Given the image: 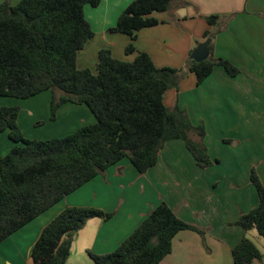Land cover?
I'll return each mask as SVG.
<instances>
[{"label": "trees", "instance_id": "1", "mask_svg": "<svg viewBox=\"0 0 264 264\" xmlns=\"http://www.w3.org/2000/svg\"><path fill=\"white\" fill-rule=\"evenodd\" d=\"M101 1L20 0L12 6L6 0L0 4V97L26 100L50 91L51 122L66 103L85 105L96 120L64 138L29 140L17 123L19 108L0 107V134L7 131L15 144L0 157V242L124 158L140 174L147 172L169 141L181 140L200 169L215 163L203 143L204 126L194 127L185 111L164 104L165 93L177 89V69L157 68L145 52L124 62L108 50L98 52L96 73L77 69L78 53L94 37L84 8H97ZM171 2L133 0L121 12L109 32L130 38L126 55L135 54L139 31L160 24L151 14L167 12ZM218 20V16L205 18L208 26ZM209 37V31H204L203 38ZM215 66L232 78L239 74L235 66L213 58L210 52L207 60L189 64L195 85ZM250 183L258 204L241 215L236 225L244 233L255 230L264 239V186L254 169ZM112 217L92 207L65 208L43 229L31 250L32 263L66 264L75 234L91 219ZM181 231L204 235L160 203L115 251L88 255L94 264H160ZM231 255L233 264L261 259L256 245L245 236Z\"/></svg>", "mask_w": 264, "mask_h": 264}, {"label": "crops", "instance_id": "2", "mask_svg": "<svg viewBox=\"0 0 264 264\" xmlns=\"http://www.w3.org/2000/svg\"><path fill=\"white\" fill-rule=\"evenodd\" d=\"M19 1L8 0L12 6ZM131 1L102 0L97 8L86 6L84 15L89 8L104 6L112 11L111 29ZM170 7L168 18L176 25L206 24L205 18L218 16L215 26L206 24L201 40H195L190 52L206 40L203 33L207 30L212 57L239 70L232 78L215 66L200 85L194 80L188 88L179 81L177 89H172L171 106L165 105L185 111L194 127L204 126L203 143L214 165L200 169L181 140L165 143L156 165L143 174L124 158L0 242V264H33L31 250L43 229L69 207H92L113 214L109 221L89 220L74 236L66 264H94L88 252L104 255L115 251L160 203L204 234L179 232L172 241V252L160 264H233L231 250L248 234L236 222L258 204L250 183L252 169L264 186V0H172ZM185 31L194 38V30ZM135 50L154 61L149 51ZM183 67L187 75L189 65ZM165 98L166 93L164 102ZM51 100L50 91L26 100L0 97V107L19 108L17 123L29 140L64 138L96 121L85 105L66 103L51 122ZM225 140L233 144L226 145ZM14 146L7 131L0 134V157ZM255 245L261 259L251 264H264V241L259 239ZM77 253L82 254V263L74 257Z\"/></svg>", "mask_w": 264, "mask_h": 264}, {"label": "rangeland", "instance_id": "3", "mask_svg": "<svg viewBox=\"0 0 264 264\" xmlns=\"http://www.w3.org/2000/svg\"><path fill=\"white\" fill-rule=\"evenodd\" d=\"M103 7L97 10L89 8L85 13V18L93 26L95 31L94 37L86 43L84 49L77 55V69L79 70L89 69L91 72L96 73L97 54L100 50L111 51L113 58L124 62H131L137 54V50L135 54H125V48L129 44H127L128 39L130 41L128 36L109 32L108 29L110 26L109 23L111 22L112 11H107L105 10V7ZM170 9L168 10V13L155 12L151 14L152 17L159 18V20H165V23H160L155 27L147 28L149 30H143L144 32H141L142 36L140 40L133 44V46L138 48V50L149 51L154 58L153 62L157 68L171 67L177 69L179 71L178 82L180 81L179 83L183 88H188L191 81L195 80V76L191 72L186 75L184 73L186 70L183 66L191 63L192 53L190 52V48L195 45V40H201L200 34L202 30L207 27L206 24L200 25L198 23L192 26L182 23H179L178 25L174 23L172 24L168 18L170 16L169 13L172 11ZM185 29L194 30L195 39L189 37L190 34L186 33ZM188 76L190 79L187 78ZM172 98L173 90L170 89L166 92L164 102L167 107L171 106ZM223 142L226 145L233 144L230 140H225ZM246 237L254 244H256L259 239L264 241V239L257 236L255 230L248 232ZM74 257H77V260L82 263V254L80 257L79 253H77ZM83 258L87 261L90 259L86 254H83Z\"/></svg>", "mask_w": 264, "mask_h": 264}, {"label": "water", "instance_id": "4", "mask_svg": "<svg viewBox=\"0 0 264 264\" xmlns=\"http://www.w3.org/2000/svg\"><path fill=\"white\" fill-rule=\"evenodd\" d=\"M211 40L207 38L204 42L200 43L191 55V60L195 63H200L208 59L209 50L208 46Z\"/></svg>", "mask_w": 264, "mask_h": 264}]
</instances>
